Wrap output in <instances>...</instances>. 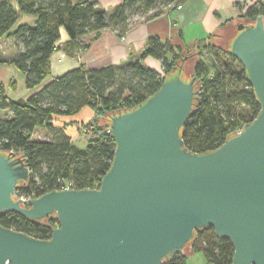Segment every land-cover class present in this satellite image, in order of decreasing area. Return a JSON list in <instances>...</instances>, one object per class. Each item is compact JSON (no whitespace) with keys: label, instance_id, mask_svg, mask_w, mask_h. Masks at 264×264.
Returning <instances> with one entry per match:
<instances>
[{"label":"water","instance_id":"water-1","mask_svg":"<svg viewBox=\"0 0 264 264\" xmlns=\"http://www.w3.org/2000/svg\"><path fill=\"white\" fill-rule=\"evenodd\" d=\"M215 44L245 68L257 116L216 149L186 147L182 128L199 87L195 50L134 108L106 113L115 141L96 188L16 195L29 179L25 157L0 150V213L58 225L48 239L0 224V264H162L212 226L233 244L231 264H264V15L231 23ZM187 48V47H186Z\"/></svg>","mask_w":264,"mask_h":264},{"label":"trees","instance_id":"trees-1","mask_svg":"<svg viewBox=\"0 0 264 264\" xmlns=\"http://www.w3.org/2000/svg\"><path fill=\"white\" fill-rule=\"evenodd\" d=\"M184 1L122 0L108 13L97 6V0H0V37H12L16 46L12 57L0 56V63H12L23 73L25 86L35 88L51 75V55L60 41L61 29L68 36L65 44L71 52L86 46L81 38L87 34L98 35L111 27L122 35L136 18H154ZM240 10L239 21H254L264 15V0L240 5ZM20 13L34 15L36 20L13 28ZM194 50L198 58L191 76L197 79L199 98L181 134L186 147L201 154L216 149L229 134L253 120L260 104L246 79L245 68L226 50V44L202 43ZM189 51L152 35L136 59L97 68L78 64L53 75L24 101L10 98L0 81V109L8 111L0 116V150L19 152L30 169L28 181L16 188V195L36 197L67 184L76 189L98 187L115 149L114 138L105 132L106 113L142 103L176 67L185 66ZM147 57L160 61L163 78L158 70L142 62ZM9 85L15 88L12 79ZM84 107L95 115L80 126L89 123L95 133L81 148L54 119L75 115ZM37 128H44L49 137H33ZM0 224L48 239L58 221L54 216L36 221L4 212L0 213ZM191 247L202 251L208 264L232 263L233 244L218 237L210 225L196 231ZM162 264H186L185 254L175 253Z\"/></svg>","mask_w":264,"mask_h":264},{"label":"crops","instance_id":"crops-1","mask_svg":"<svg viewBox=\"0 0 264 264\" xmlns=\"http://www.w3.org/2000/svg\"><path fill=\"white\" fill-rule=\"evenodd\" d=\"M14 2V0H11ZM122 0H97V6L106 12H111L113 8ZM256 0H186L181 3V8L175 6L167 7L162 14L154 18H136L130 28L118 35L111 27L102 29L98 35L87 34L81 38L85 47L74 51H67L66 40L68 36L64 29H61V38L56 50L51 55V75L32 89H23L17 92L19 86L16 81L24 83V75L12 63L1 62L9 65L10 70L5 74L0 73V81L6 86L7 94L10 98L24 101L26 97L40 88L41 85L51 79L53 75L62 73L78 64H83L86 68H97L108 64H120L140 56L146 40L149 36L157 35L164 40L170 41L173 45L184 49L192 48L202 43H214L221 38L225 29L234 21L238 20L241 13L240 5L250 4ZM36 20V17H32ZM27 23V22H26ZM0 43L6 44L7 50L0 52L1 57L10 58L16 52L15 41L12 37H0ZM1 49V48H0ZM144 64L156 70H160L161 63L152 57H147ZM55 73V74H54ZM11 79L15 82V88L10 87ZM20 88H23L20 86ZM12 90V93H8ZM10 94V95H9ZM87 109L81 114L82 110ZM80 112L72 116H57L54 121L57 125L63 126L71 136L72 141L78 139L79 126L93 118L95 113L89 107L82 108ZM8 113L7 110L0 109V116ZM44 136L49 137L44 128H40Z\"/></svg>","mask_w":264,"mask_h":264},{"label":"rangeland","instance_id":"rangeland-1","mask_svg":"<svg viewBox=\"0 0 264 264\" xmlns=\"http://www.w3.org/2000/svg\"><path fill=\"white\" fill-rule=\"evenodd\" d=\"M32 17H34V15H30V14H25V13H20L19 14V17H18V20H17V22L14 24V26H13V28H15V27H17V25H19V24H21V23H25V22H27V23H29V24H33L34 23V20H33V18ZM214 44V43H213ZM201 45V44H200ZM8 46V45H7ZM6 46V44H3V43H0V52L2 51V49L4 50H7L8 51V47ZM197 46V45H196ZM196 48V47H195ZM195 48H193V49H195ZM208 54V53H207ZM195 55H196V58H195V60L193 61V67H192V70H191V73H193V71H194V63H195V61L197 60V58H198V56H197V54L195 53ZM143 63H144V61H142ZM10 67L11 66H9V65H5V64H0V73H1V71H4V73L6 74L7 73V71L8 70H10ZM55 74V73H54ZM14 78H16V81H17V83H18V86H19V88H18V90H17V92H22L23 91V89H32V88H27L26 86H25V83H20V80H18L17 79V75H16V77H14ZM47 79H49V76L47 77ZM20 86L21 87H23V88H20ZM199 90H200V88H199ZM8 93H12V90H8ZM9 94V95H10ZM198 95H199V93H198ZM242 108H244V111H245V107L244 106H241V109ZM84 111H87V109H85V110H82L81 111V114L82 113H84ZM97 116V115H96ZM98 117V116H97ZM99 118V117H98ZM243 122V121H242ZM98 123H100V122H98ZM94 133L92 132V134L91 133H85V132H83L82 131V129H81V127L79 126V136H78V139L76 140V141H74V143L77 145V146H79V147H84L85 145H86V143H87V140L93 135ZM44 136V134H43V131L42 130H40V128H37L35 131H34V133H33V137H35V138H37V139H41V137H43ZM184 254H185V258H186V264H208L207 263V260H206V258H205V256H204V254H203V252L202 251H193L192 250V247L190 246L189 248H187V247H185L184 248Z\"/></svg>","mask_w":264,"mask_h":264},{"label":"built area","instance_id":"built-area-1","mask_svg":"<svg viewBox=\"0 0 264 264\" xmlns=\"http://www.w3.org/2000/svg\"><path fill=\"white\" fill-rule=\"evenodd\" d=\"M176 8H181V4L176 5ZM158 72H159L160 76L163 78L164 77V71H163V67L162 66H161L160 70H158ZM80 127H81L82 131L85 132V133H91V134H92V132L95 133L93 131V125H91L89 123H84ZM240 129L241 128H237L235 130V132L240 131ZM61 188H73V187H71L69 184H67V185H65V186H63ZM19 197H21L22 199H24L25 197L30 198L29 196H19Z\"/></svg>","mask_w":264,"mask_h":264}]
</instances>
